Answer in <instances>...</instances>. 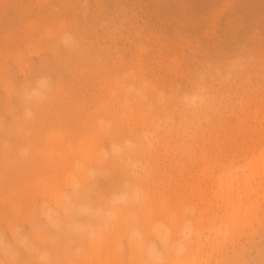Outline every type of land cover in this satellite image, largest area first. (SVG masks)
<instances>
[{"label": "rangeland", "instance_id": "374dc122", "mask_svg": "<svg viewBox=\"0 0 264 264\" xmlns=\"http://www.w3.org/2000/svg\"><path fill=\"white\" fill-rule=\"evenodd\" d=\"M92 142L107 153L92 194L115 189L117 223L41 238L37 189ZM262 150L264 0H0V264H140L169 247L191 264H264V176L237 237L219 189L243 196Z\"/></svg>", "mask_w": 264, "mask_h": 264}, {"label": "clouds", "instance_id": "9594fccd", "mask_svg": "<svg viewBox=\"0 0 264 264\" xmlns=\"http://www.w3.org/2000/svg\"><path fill=\"white\" fill-rule=\"evenodd\" d=\"M46 81H41V85ZM107 160V153L103 151L94 161L86 164L78 162L75 158L68 162L63 178L55 184L45 185L37 189L36 199L33 201V230L41 237L47 236L49 227L59 229L61 226L71 229L92 228L104 222V209L112 205L109 199L115 189L102 193L99 197L93 196L95 186L99 183L101 169ZM190 227L185 228V232ZM163 242L168 243L169 234L161 231ZM175 247H169L164 253L149 250L148 259L140 264H181ZM63 264V262H54ZM75 264V262H70Z\"/></svg>", "mask_w": 264, "mask_h": 264}, {"label": "bare ground", "instance_id": "6f19581e", "mask_svg": "<svg viewBox=\"0 0 264 264\" xmlns=\"http://www.w3.org/2000/svg\"><path fill=\"white\" fill-rule=\"evenodd\" d=\"M201 89V88H200ZM32 93V95H34L35 97H33L34 99L36 98V96H37V94H38V91L37 90H34L33 89V92H31ZM203 93V92H202ZM29 94H30V92H29ZM134 94V93H133ZM204 95L203 94H201V93H199L198 91H195V92H193V93H191L190 95H188V96H185V98H186V100L192 105V103H195L196 104V102L198 103V104H203L204 102V97H203ZM141 97V96H140ZM37 99V98H36ZM185 100V103H187V101ZM36 103V102H35ZM207 103V102H206ZM194 104V105H195ZM197 104V105H198ZM38 105H40L39 103H38ZM203 105H205V104H203ZM188 106V105H187ZM125 108V107H124ZM192 108V107H191ZM123 113H124V111H123ZM124 115V114H123ZM190 116H191V113H190ZM90 144V143H89ZM113 144V143H112ZM91 145V147H89V146H87L89 149H85L86 151H84V157H83V161H81V163H84V164H86V163H88V162H91V161H94L97 157H98V155H99V151H97V146H95L94 144H93V142L90 144ZM113 146V145H112ZM113 147H116V145L115 146H113ZM113 147H112V149H113ZM118 147V146H117ZM114 150H115V148H114ZM117 150V149H116ZM120 150V149H119ZM127 150V149H126ZM115 152V151H114ZM117 152V151H116ZM119 152V151H118ZM117 152V153H118ZM125 152V151H124ZM126 153V152H125ZM125 153H124V155H125ZM119 154V153H118ZM117 154V155H118ZM62 157V156H61ZM59 158V157H58ZM125 158H129L128 156H125L124 157V159ZM61 160L63 161V159L61 158ZM62 161H61V163H62ZM263 163H264V150H262L261 152H260V154H259V156L257 157V158H255V159H253L251 162H250V167L252 168V171L250 172V177H247L246 178V180H244V182H243V185H242V187H243V189H242V195L243 196H237V197H234L233 195H231V191H229V189H231V184H232V182L231 181H229L228 183L226 182V188L225 189H221L222 188V186H221V184L219 185V189L222 191V193L220 194L221 195V199H222V202H223V204L225 203H227V205L231 208V210H230V212L226 215V217L224 218V220L222 221V227L224 228V230H223V233L224 234H228V236H230V238H233V237H237L238 235H240L241 233V230H243L244 228H250L251 227V225H252V223H253V221H257V216H258V213H257V211H258V207H259V202L257 201V199L255 200V201H250V197H251V195L252 194H255V193H257V190L259 189V188H256V190H254V189H252L251 188V184H250V182H251V180L253 179V178H261V177H263L264 176V165H263ZM63 164V163H62ZM61 165V164H60ZM53 172V171H52ZM51 184H55V182H49L48 183V185H51ZM222 185H223V183H222ZM261 189H263V188H260L259 190H261ZM128 190V189H127ZM244 190V191H243ZM264 190V189H263ZM132 195V194H131ZM131 195H130V197H126L125 195L123 196H120V197H118L116 200H126V198H127V200L129 199V198H131ZM262 196V194L260 195V196H258V198L259 197H261ZM116 197V196H115ZM203 198V197H202ZM115 199V198H114ZM127 202V201H126ZM221 202V203H222ZM201 203V202H200ZM124 205V204H123ZM222 205V204H221ZM222 206H224V205H222ZM227 206V207H228ZM120 208L122 209V207L120 206ZM121 209H120V211H121ZM125 209H127V208H125ZM128 210V209H127ZM127 210H124V211H127ZM119 211V210H118ZM118 211H116L114 208L113 209H110V210H108V213H107V210L105 211L106 212V214H104V216H105V219H104V222L102 223V224H104V226H106V225H109V224H111V225H113V223L114 222H116L117 223V221H115L117 218H118ZM121 213V212H120ZM119 213V215H121ZM127 212H124V214H126ZM130 214V213H129ZM126 216V215H125ZM124 217V216H123ZM122 218V217H121ZM125 219H126V217H124ZM130 218V217H129ZM128 219V218H127ZM165 219V218H164ZM173 220V217H171V220L170 221H172ZM143 221V220H142ZM148 222H149V220H147ZM147 221H145V222H147ZM120 222H121V220H120ZM144 223V222H143ZM121 224V223H120ZM125 224H127V223H125ZM146 226L148 225V223L147 224H145ZM169 225V229H167V230H170L171 228H174V222H172V223H169L168 224ZM199 225H201L200 223H199ZM149 226V225H148ZM147 226V227H148ZM106 228H107V226H106ZM191 228V227H190ZM221 227H219V229H220ZM150 229V228H149ZM155 229V231H154V234H155V236H157V238H159V239H161V236H160V232L161 231H164V230H162V228L161 227H157V228H154ZM174 230V229H173ZM216 230V229H215ZM226 230V231H225ZM152 231V232H153ZM217 231V230H216ZM167 232V231H166ZM170 232V231H169ZM168 232V233H169ZM212 233H214V230L213 231H211ZM217 234H218V232H217ZM216 234V235H217ZM216 235H215V238H216ZM220 235V234H219ZM224 237V236H223ZM158 239V240H159ZM162 240V239H161ZM95 241H91V243L93 244ZM160 242H162V241H160ZM217 245H219V244H217ZM217 245H213L214 246V249H216L218 246ZM220 247V246H219ZM180 248L182 249V248H184V245H183V247H182V245L180 246ZM154 251H155V249H154ZM156 252V251H155ZM216 253H217V251H216ZM192 256V255H191ZM177 258H178V256H177ZM178 260L181 262V264H191L190 262H189V260H188V258H187V260H183V259H179L178 258ZM105 264H110V259L108 258V257H105ZM113 264V263H112Z\"/></svg>", "mask_w": 264, "mask_h": 264}]
</instances>
